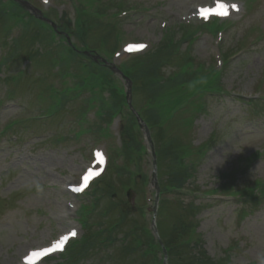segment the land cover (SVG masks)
Instances as JSON below:
<instances>
[{"label": "rangeland", "instance_id": "rangeland-1", "mask_svg": "<svg viewBox=\"0 0 264 264\" xmlns=\"http://www.w3.org/2000/svg\"><path fill=\"white\" fill-rule=\"evenodd\" d=\"M104 1L109 2L110 0ZM56 2L59 7L51 12V16L58 15L60 10L65 9L69 11V17L71 16V19L76 21L74 19L77 17V11L73 6L80 8V0L74 2L56 0ZM210 2L211 0H123L121 7H112L108 10L107 16L100 13L99 18H92L90 23L86 24V27L90 29L86 40L91 47L103 44L102 47L110 48L114 39L109 14L119 10L118 8L134 9L135 11L121 13L120 26L123 34L118 53L123 52V45L129 41H143L150 47H154L166 31L175 28L174 25L178 27L183 21L194 23V20L185 21L184 19L191 15L196 5ZM81 3H88V0H81ZM118 3L120 0H113L114 5ZM36 4L39 7L45 6L44 0H37ZM87 12L89 15H96L90 7ZM240 18L241 20L238 21ZM232 20L236 23L232 22V25L225 29L221 40H219V34L215 37L205 32L198 36L193 46V54L198 60L213 64L214 59L217 61L222 53L230 56L229 53H235L243 48L244 46L239 41L243 36L247 38L245 48L231 58L223 74L222 83L225 88L232 89V97L222 101L216 96L210 97L208 100L210 107L207 113L202 112L195 116L194 127L190 135L194 145L204 144L213 134L221 136L198 165L196 180L202 190L211 186L216 187L220 173L240 167V162L235 163L239 157H249L257 151H260L262 156L252 162L248 171V180L255 177L264 178V103L259 106L261 111L259 114L254 112L250 114L247 111V109L251 111L250 108L234 101L237 96L235 93L239 95L259 94L264 99V33L260 39L264 31V0H256L252 13L247 14L243 11L233 16ZM72 40L78 47L81 46V41L76 36H73ZM158 54H153L150 60H155L160 66H166L171 56L158 57ZM126 58L123 54L117 59L123 61ZM14 63L16 69L17 66L26 67L28 75H31L30 93L32 97L22 94L23 91L29 90L27 85L19 90L18 99L12 100L3 107L0 114V127L15 118L23 119L37 113V109L31 104L37 89L34 76L43 75L46 66L20 59L15 60ZM45 63L49 65V61ZM73 65L78 67H73L74 73L80 74L82 64L75 61ZM149 66H152L151 62ZM170 70L163 68L159 70V73ZM114 80L122 84L116 77ZM142 81L143 78H139L138 84ZM6 87L4 84L0 85L1 99H7L8 88ZM259 89L262 90L260 93ZM89 92L86 89L76 96L79 99L77 111L75 107L71 109L68 105L54 124L35 129L42 135L37 136L33 131H20L17 133V138L5 135L0 137V203L4 206L0 212V264H20L21 256L29 247L48 244L71 228H76L80 236L84 234L81 225L77 222L76 213L81 199L68 194L67 184L77 182L74 178L91 159V152L94 148H103L110 154V145L119 143L118 120L112 125L114 137L108 142L96 127L98 123L102 124V118L94 117V105L91 106L92 109L88 112L86 120L79 116L85 104L84 99ZM138 96V104L144 105L143 100L147 95L141 97L138 91ZM204 98L205 96L202 97ZM88 126L94 128L76 137V132ZM166 129L168 133L169 128L166 127ZM174 129L173 124L171 131ZM157 136L160 137V134L157 133ZM59 137L62 138L58 140ZM180 137L185 141L182 136ZM172 152L173 148L161 146V165L164 170L171 167L169 155ZM114 155L116 159L118 157L116 152ZM127 177L128 175L125 178ZM104 183L107 184L106 187L111 185V191H107L102 185L99 191L100 197L106 192L111 196V193L116 190L118 196L116 195L117 198L114 201L108 196L101 197L104 210H99L96 214L92 213L93 215L89 217L90 222L96 221L105 227L104 233L97 239L103 240L110 232H113L110 229L116 220L121 222L122 230L126 233L132 231V225L135 223L148 225L144 216L141 220V213H134L137 206L143 202L140 185L136 184V188L133 186L135 195L128 202L125 191L127 181L122 180L119 183L116 176L110 175ZM89 199H86L87 202ZM165 203L166 209L163 213L165 224L163 226L166 227L168 221L173 218L170 203L175 213L179 206L176 199L170 200L169 194ZM238 212L239 206L234 202L206 206L200 215L199 225L204 246L210 255L219 257L223 256L226 248L238 243L240 249L233 251V264H260V259L264 258V205L245 219H240ZM150 213L148 214L149 219H151ZM134 244L132 243L130 247ZM124 246V244L117 243L103 247L105 253L94 252L82 264H143L145 262L138 252H132L131 248ZM60 261L61 259L57 256L54 260L43 264H58Z\"/></svg>", "mask_w": 264, "mask_h": 264}, {"label": "snow or ice", "instance_id": "snow-or-ice-1", "mask_svg": "<svg viewBox=\"0 0 264 264\" xmlns=\"http://www.w3.org/2000/svg\"><path fill=\"white\" fill-rule=\"evenodd\" d=\"M228 5L224 4V3H218L217 5V8L216 9H203L202 12H201V15L203 16V18L207 19L208 16L210 14H220V15H227L228 14ZM232 8H237L236 5H231ZM238 10V9H237ZM140 47H143V46H140ZM97 175H99V173H97ZM85 180V184H84V187L83 188H76L75 191H83L84 188H86L88 185H87V180H88V177H85L84 178ZM71 235L74 237L76 236V232L73 231L71 233ZM68 240V237L65 236L59 243H57L56 245H54L52 248L50 249H45V252L44 253H41V252H33L32 253V256H41L43 254H47L49 252H54V251H57V250H60L62 251L63 250V245L65 243V241Z\"/></svg>", "mask_w": 264, "mask_h": 264}, {"label": "clouds", "instance_id": "clouds-1", "mask_svg": "<svg viewBox=\"0 0 264 264\" xmlns=\"http://www.w3.org/2000/svg\"><path fill=\"white\" fill-rule=\"evenodd\" d=\"M260 264H264V258L260 259Z\"/></svg>", "mask_w": 264, "mask_h": 264}]
</instances>
